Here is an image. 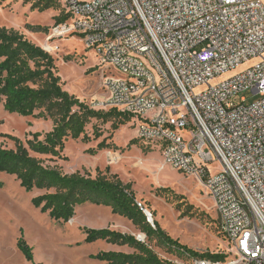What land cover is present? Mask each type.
<instances>
[{
  "label": "built area",
  "instance_id": "1",
  "mask_svg": "<svg viewBox=\"0 0 264 264\" xmlns=\"http://www.w3.org/2000/svg\"><path fill=\"white\" fill-rule=\"evenodd\" d=\"M60 1L69 19L50 39L78 36L95 53L103 109L131 117L138 140L216 205L225 260L180 264H264V0ZM245 92L259 100L235 103Z\"/></svg>",
  "mask_w": 264,
  "mask_h": 264
},
{
  "label": "rangeland",
  "instance_id": "2",
  "mask_svg": "<svg viewBox=\"0 0 264 264\" xmlns=\"http://www.w3.org/2000/svg\"><path fill=\"white\" fill-rule=\"evenodd\" d=\"M61 13L62 9L41 13L32 10V5L24 4L22 0H0V27L20 32L32 43L46 49L56 60L67 92L96 110L110 111L102 106L107 97L103 84L108 72L99 66L95 53L88 50L78 36L50 39L56 26L54 19ZM36 27L49 28V33L35 32ZM257 62L252 61L227 73L220 80L228 79ZM200 91L198 89L196 93ZM242 98L249 104L259 100L258 96L245 92L235 103H240ZM96 124L104 136L90 144L69 140L63 154L68 160L38 157L46 166L58 167L65 174L80 172L95 177L98 171L106 173L110 168V174H119L124 183L133 185L137 200L152 214L153 221L182 245L199 254L227 252L229 246L219 230L216 205L196 178L165 167L161 149L147 148L138 140L134 123L114 131L111 123L105 125L93 121L87 128L90 136H93V125ZM52 129L51 121L9 114L0 105V145L5 148L15 149V144L4 135L26 142L32 134L44 136ZM105 138H108L111 149L99 151L97 156L87 153L89 149H97ZM113 155L120 157L119 163L113 161ZM221 170L219 164L213 166L212 176ZM0 182L3 183L0 188V264H105L92 257L110 251V245L104 241L87 244L84 229H109L118 221L130 224L116 219L110 208L92 204L82 205L70 223L57 222L32 204L33 199L44 192L28 193L15 177L6 174H0ZM160 189H170L172 193L168 198L159 197L156 193ZM136 234L139 235V231ZM21 238L33 248L34 262H29L18 250ZM156 253L173 264L188 263V260L161 249H156Z\"/></svg>",
  "mask_w": 264,
  "mask_h": 264
},
{
  "label": "trees",
  "instance_id": "3",
  "mask_svg": "<svg viewBox=\"0 0 264 264\" xmlns=\"http://www.w3.org/2000/svg\"><path fill=\"white\" fill-rule=\"evenodd\" d=\"M32 5V10L41 13L62 9L55 17L56 25L68 21L60 0H22ZM35 32L48 34L49 28L36 27ZM0 105L6 112L24 117H36L53 123L52 131L44 136L40 133L22 141L11 135H4L15 144V149L0 145V174L15 177L28 193L44 192L35 197L32 204L52 220L70 223L77 215V209L85 204L108 207L113 215L130 221L146 236L140 242L135 236L109 229H84L86 243L104 241L108 244L129 247L132 254L122 252H101L92 258L105 264H173L156 253L164 250L170 255L189 261L193 259L225 260L224 254H199L164 231L157 221L154 226L148 222L146 214L138 207L132 184H125L118 174L98 171L93 177L80 172L65 174L58 167H49L38 156L62 159L69 140L90 144L99 141L103 131L93 125V136L87 128L93 121L112 124L118 131L132 122V118L118 112L96 110L77 96L67 92L62 84L55 58L44 48L32 43L24 34L0 27ZM134 144V143H132ZM111 149L108 138L89 149L87 153L97 156L99 151ZM3 183L0 182V188ZM170 189H160L156 195L167 197ZM180 198V197H176ZM183 203H181V206ZM18 250L29 262H34V250L21 238Z\"/></svg>",
  "mask_w": 264,
  "mask_h": 264
},
{
  "label": "crops",
  "instance_id": "4",
  "mask_svg": "<svg viewBox=\"0 0 264 264\" xmlns=\"http://www.w3.org/2000/svg\"><path fill=\"white\" fill-rule=\"evenodd\" d=\"M114 174H116V173H114ZM119 175V174H118ZM121 178V177H120ZM123 181V180H122ZM126 184V183H125ZM78 210H80V207L77 209V212H78ZM76 217H77V215H76ZM75 217V218H76ZM114 217L116 218V219H118V220H124V221H126V222H130V221H128V220H126V219H124V218H121V217H119V216H115L114 215ZM75 218L73 219V220H75ZM111 229L112 230H116V231H119V232H122V233H124V234H128V235H132V236H135V237H137V235L138 234H136V232L138 231L134 226H133V224L130 222V224L129 223H125V222H120V221H118L116 224H113L112 226H111ZM136 230V231H135ZM140 234H142V233H140L139 232V235ZM106 243V242H105ZM108 244V243H107ZM110 245V251H112V252H122V253H125V254H132V253H134V250L133 249H131V248H129V247H120V246H115V245H111V244H109ZM110 251H108V252H110Z\"/></svg>",
  "mask_w": 264,
  "mask_h": 264
},
{
  "label": "bare ground",
  "instance_id": "5",
  "mask_svg": "<svg viewBox=\"0 0 264 264\" xmlns=\"http://www.w3.org/2000/svg\"><path fill=\"white\" fill-rule=\"evenodd\" d=\"M142 237H143V235H142Z\"/></svg>",
  "mask_w": 264,
  "mask_h": 264
}]
</instances>
